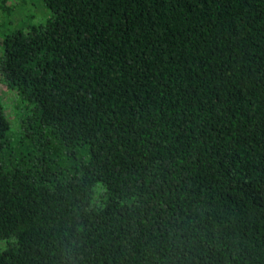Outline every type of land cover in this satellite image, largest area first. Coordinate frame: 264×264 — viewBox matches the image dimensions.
Segmentation results:
<instances>
[{
  "label": "trees",
  "instance_id": "obj_1",
  "mask_svg": "<svg viewBox=\"0 0 264 264\" xmlns=\"http://www.w3.org/2000/svg\"><path fill=\"white\" fill-rule=\"evenodd\" d=\"M5 1L0 264H264V0Z\"/></svg>",
  "mask_w": 264,
  "mask_h": 264
},
{
  "label": "rangeland",
  "instance_id": "obj_2",
  "mask_svg": "<svg viewBox=\"0 0 264 264\" xmlns=\"http://www.w3.org/2000/svg\"><path fill=\"white\" fill-rule=\"evenodd\" d=\"M13 3V0H6L5 1V13L8 12L7 6L11 5ZM2 10H0V23L3 22V14L1 12ZM7 11V12H6ZM46 14L44 11V8L42 7V3L40 0H26L25 3H23V5L21 7H19L13 14H12V18L13 19H19L22 16H24L25 18L29 17L28 15H32L34 17H36L34 19V22L38 20V17L40 15H44ZM11 18V19H12ZM11 21V20H10ZM8 23V22H7ZM13 25L14 23L11 22ZM10 27H13L10 23L7 24ZM0 33H1V27H0ZM0 98L1 101L4 105L5 108V112L9 117L10 123L13 127V129H16V120H15V116L14 113L12 111V105L14 103V98H15V94L14 92H12L11 90H9L7 88V86L5 85V83L2 81V79L0 78Z\"/></svg>",
  "mask_w": 264,
  "mask_h": 264
}]
</instances>
